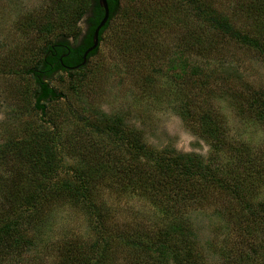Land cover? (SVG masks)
<instances>
[{
	"label": "rangeland",
	"instance_id": "rangeland-1",
	"mask_svg": "<svg viewBox=\"0 0 264 264\" xmlns=\"http://www.w3.org/2000/svg\"><path fill=\"white\" fill-rule=\"evenodd\" d=\"M82 1L86 0H0V200L14 202L36 186L18 155L25 149L21 147L23 138L44 131L60 139L61 179H70L73 171L82 168L78 155L85 145H110L108 137L98 138L78 122L72 107L94 118L118 117L125 129L136 132L157 152L195 156L226 182H247L250 173L235 155L246 146L249 157L260 162L264 126L244 111L247 105H242V96L264 91V59L212 31L183 0H121L122 13L91 58L81 94L71 95V79L63 74L56 84L69 97L50 105L46 117L33 110L31 77L21 72L42 56L48 41L36 27L63 22L64 15ZM199 2L229 17L241 31L258 32L238 12V0ZM88 16L78 24L82 30L79 39L87 30ZM196 43L201 45L195 47ZM200 69L204 75L196 72ZM204 99L211 100L223 120L229 142L223 151L214 148L186 119L188 110ZM13 143L19 144L17 148ZM257 177L255 184H259ZM45 194L47 200L32 218L38 239L30 261L56 264L66 245L91 244L95 236L86 210L64 195ZM208 195L214 196L213 202L218 200L217 208L206 202L187 215L202 245L213 239L215 229L224 227L226 214L218 210L220 206L229 207L225 197L211 189ZM93 202L110 207L114 217L107 227L114 232L153 230L163 222L154 201L116 193L106 185L98 186Z\"/></svg>",
	"mask_w": 264,
	"mask_h": 264
},
{
	"label": "trees",
	"instance_id": "trees-1",
	"mask_svg": "<svg viewBox=\"0 0 264 264\" xmlns=\"http://www.w3.org/2000/svg\"><path fill=\"white\" fill-rule=\"evenodd\" d=\"M183 1L196 19L212 31L264 59V0H238L237 3L238 12L257 29L256 34L241 31L229 17L202 5L199 0ZM107 2L110 16L100 32V43L122 13L121 0ZM86 14H89L87 30L79 39L82 30L78 24ZM103 16L98 0H86L64 15L63 22L36 27L48 41L42 56L21 74L31 77L33 110L42 117L47 116L50 105L69 97L57 86L58 76L65 74L71 79L72 96L81 94L90 60L98 54L99 48L89 55L86 66L73 68L82 63ZM206 45L213 43L206 42ZM196 72L204 75L201 69ZM242 98V105H247L244 111L264 126V91L248 93ZM204 100L192 111L188 110L186 119L191 120L197 133L213 142L214 148L223 151L229 146L223 120L215 113L211 100ZM71 111L84 127L98 138L108 137L111 143L85 145L78 155L82 168L73 171L70 179H61L60 139L44 131L22 139L21 147L25 149L18 155L36 186L24 191L14 202L10 198L0 200V264H47L30 261L38 239L32 218L39 214V206L47 200L45 192L64 195L86 210L95 236L91 244L66 245L62 260L56 264H264V152L257 162L249 157L248 147L238 148L235 158L249 171V179L226 182L198 157L161 154L150 148L136 132L125 129L118 117L94 118L73 107ZM255 177L259 184H255ZM100 185L116 193H131L134 197L154 201L161 209L163 222L153 230L114 232L108 229L109 219L114 217L110 207L93 202V194ZM210 189L225 197L229 207L220 206L218 210L226 214L224 227L215 229L213 239L202 245L187 215L206 202L217 208L218 200L213 202L214 196L208 195Z\"/></svg>",
	"mask_w": 264,
	"mask_h": 264
},
{
	"label": "water",
	"instance_id": "water-1",
	"mask_svg": "<svg viewBox=\"0 0 264 264\" xmlns=\"http://www.w3.org/2000/svg\"><path fill=\"white\" fill-rule=\"evenodd\" d=\"M98 3L100 7L104 11L103 19L100 21L99 25L95 28L92 38V45L85 51L83 54V60L82 63L74 67L73 69H79L81 67H84L88 62L89 55L94 52L97 48H99L100 45V32L105 27L109 20L110 11L107 0H98Z\"/></svg>",
	"mask_w": 264,
	"mask_h": 264
}]
</instances>
